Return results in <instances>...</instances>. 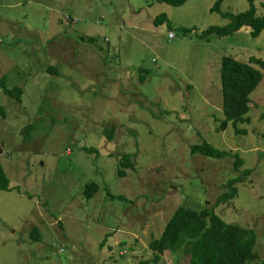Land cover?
Masks as SVG:
<instances>
[{
  "label": "rangeland",
  "instance_id": "374dc122",
  "mask_svg": "<svg viewBox=\"0 0 264 264\" xmlns=\"http://www.w3.org/2000/svg\"><path fill=\"white\" fill-rule=\"evenodd\" d=\"M216 1L0 0V78L23 90L17 103L0 88V165L10 180L0 192V264L150 263L149 243L178 208L214 207L227 182L249 169L237 196L215 212L253 230L264 261V80L250 94V121L237 125L247 133L232 123L217 130L225 118L221 61H264V32L200 40L228 23L211 12ZM255 5L264 15V0ZM248 8V0H222L225 12ZM162 14L169 21L154 26ZM203 141L230 155H192ZM125 154L135 170L120 178ZM235 156L244 161L238 171ZM92 182L100 192L89 199ZM161 264L190 259L171 252Z\"/></svg>",
  "mask_w": 264,
  "mask_h": 264
},
{
  "label": "trees",
  "instance_id": "16d2710c",
  "mask_svg": "<svg viewBox=\"0 0 264 264\" xmlns=\"http://www.w3.org/2000/svg\"><path fill=\"white\" fill-rule=\"evenodd\" d=\"M257 0H248V10L240 13H229L222 10V0H217L211 8L212 13L219 14L228 23L223 26H210L198 35L202 41H211L212 38L230 37L243 28L250 29L251 38H259L264 32V15H259ZM164 2L182 7L188 0H164ZM169 21L166 14L157 16L153 24L162 26ZM184 33H192L195 29L182 28ZM84 42L94 44V37H82ZM48 71L57 73L56 68ZM144 70H141L143 72ZM221 94L223 98V113L225 118L220 122L217 130H225L230 123L235 127L236 133H247L244 128H238L239 123L249 122L247 113L250 110V94L258 89L264 80V61L250 58L248 63L237 62L231 57H225L221 61ZM147 73L140 76V82L144 83ZM0 88L17 103L21 102L23 90L21 88H8L5 77L0 78ZM4 113L0 110V114ZM26 133L33 129L30 124L26 126ZM107 135L112 138L113 130L107 129ZM86 151L94 153L95 148L85 147ZM192 155H202L213 159H224L229 152L215 145L203 141L191 145ZM132 155L125 154L119 162L118 177L126 176V170H135L132 163ZM235 169L238 171L244 161L235 156ZM251 174V170L244 171V177ZM244 177H237L227 182L228 191L217 198L215 206L195 210L192 208H178L168 222L161 238L152 240L148 249L154 254V259L147 264H161L163 257L168 253L182 251L190 259V264H264L259 254L255 253V245H258V236L251 229H244L238 225L228 224L215 212V207L233 200L238 193L236 184L244 181ZM10 189V180L0 165V192ZM100 192V186L92 182L86 186L85 196L94 198ZM108 195L113 200L124 201V196H118L112 192ZM31 236L39 240V231L33 228Z\"/></svg>",
  "mask_w": 264,
  "mask_h": 264
},
{
  "label": "built area",
  "instance_id": "2783aa9c",
  "mask_svg": "<svg viewBox=\"0 0 264 264\" xmlns=\"http://www.w3.org/2000/svg\"><path fill=\"white\" fill-rule=\"evenodd\" d=\"M175 37H176L175 34H174L173 32H171V33H170V38H171V39H174Z\"/></svg>",
  "mask_w": 264,
  "mask_h": 264
}]
</instances>
